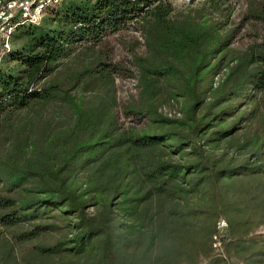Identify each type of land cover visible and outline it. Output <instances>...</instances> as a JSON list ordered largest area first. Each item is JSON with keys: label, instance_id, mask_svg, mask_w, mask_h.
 Wrapping results in <instances>:
<instances>
[{"label": "trees", "instance_id": "obj_1", "mask_svg": "<svg viewBox=\"0 0 264 264\" xmlns=\"http://www.w3.org/2000/svg\"><path fill=\"white\" fill-rule=\"evenodd\" d=\"M204 1L61 0L13 34L0 264H264V37L231 55Z\"/></svg>", "mask_w": 264, "mask_h": 264}, {"label": "rangeland", "instance_id": "obj_2", "mask_svg": "<svg viewBox=\"0 0 264 264\" xmlns=\"http://www.w3.org/2000/svg\"><path fill=\"white\" fill-rule=\"evenodd\" d=\"M204 3V0H199L189 6L174 4V8L176 12L199 11L203 10ZM250 7L251 9L263 10L264 0H231L228 5L222 7L223 13L221 15L228 20L225 30H236L234 35L235 38L230 45L231 55L243 52L248 45L257 42L264 37V21H256L248 17L250 14ZM214 16L220 18L218 14ZM115 51L119 60L125 58V50L121 45L115 47ZM138 52L140 53L141 50L139 49ZM131 87L132 85L129 82L120 81L118 91L119 97H125L126 92L131 90ZM89 96L90 94H85V97Z\"/></svg>", "mask_w": 264, "mask_h": 264}, {"label": "built area", "instance_id": "obj_3", "mask_svg": "<svg viewBox=\"0 0 264 264\" xmlns=\"http://www.w3.org/2000/svg\"><path fill=\"white\" fill-rule=\"evenodd\" d=\"M61 0H0V67L10 53L13 34L23 25L39 24L48 8ZM174 4L189 5L193 0H167ZM227 222L220 219L212 237V247L222 250L221 238L227 230Z\"/></svg>", "mask_w": 264, "mask_h": 264}]
</instances>
